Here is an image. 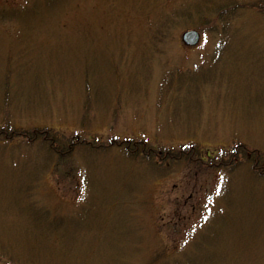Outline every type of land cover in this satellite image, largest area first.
Masks as SVG:
<instances>
[{
  "label": "rangeland",
  "instance_id": "1",
  "mask_svg": "<svg viewBox=\"0 0 264 264\" xmlns=\"http://www.w3.org/2000/svg\"><path fill=\"white\" fill-rule=\"evenodd\" d=\"M3 126L82 142L0 137V264H264V0H0Z\"/></svg>",
  "mask_w": 264,
  "mask_h": 264
},
{
  "label": "trees",
  "instance_id": "2",
  "mask_svg": "<svg viewBox=\"0 0 264 264\" xmlns=\"http://www.w3.org/2000/svg\"><path fill=\"white\" fill-rule=\"evenodd\" d=\"M255 7V5H252ZM234 7H221L219 10V16L221 20H224L226 17L230 16L234 13ZM22 137L28 141H36L38 139L44 141H50V147L55 152L59 153L60 155L64 156L65 154L69 153L71 149L78 145L79 141L74 136L69 138L67 143V147L59 148L55 144L56 134L55 131L49 129H34V130H16L11 129L8 127H1L0 128V137L8 140H14L16 137ZM112 145H119L132 154L133 156H139V154L143 153L145 156L151 157L156 156L160 161H168L170 162H180L183 160H188L190 162L197 161L199 158L197 154L199 152L193 146H186L180 148L178 150L173 149H157L154 146L148 145L144 141H137L132 139H122V140H112ZM86 142L83 139V143ZM95 145V144H94ZM95 147V146H94ZM208 158L207 160L201 158V164H203L207 168H230L234 169L238 166V164L243 161H252L253 162V169L258 172L259 175L264 177V152L250 148L244 144H236V147L231 150H220L217 154L211 156L210 154L206 155Z\"/></svg>",
  "mask_w": 264,
  "mask_h": 264
},
{
  "label": "water",
  "instance_id": "3",
  "mask_svg": "<svg viewBox=\"0 0 264 264\" xmlns=\"http://www.w3.org/2000/svg\"><path fill=\"white\" fill-rule=\"evenodd\" d=\"M201 34L197 30H188L182 35L183 42L188 46H196L200 42Z\"/></svg>",
  "mask_w": 264,
  "mask_h": 264
}]
</instances>
